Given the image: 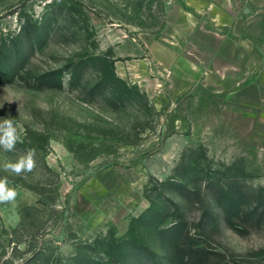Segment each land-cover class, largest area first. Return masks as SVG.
<instances>
[{"label": "rangeland", "instance_id": "rangeland-1", "mask_svg": "<svg viewBox=\"0 0 264 264\" xmlns=\"http://www.w3.org/2000/svg\"><path fill=\"white\" fill-rule=\"evenodd\" d=\"M9 115L0 264H264V0H0Z\"/></svg>", "mask_w": 264, "mask_h": 264}, {"label": "clouds", "instance_id": "clouds-1", "mask_svg": "<svg viewBox=\"0 0 264 264\" xmlns=\"http://www.w3.org/2000/svg\"><path fill=\"white\" fill-rule=\"evenodd\" d=\"M0 118V148L4 151H13L16 143L20 139L22 128L18 121L9 118ZM35 150L30 149L25 155L21 156L14 163L4 165L6 171L21 174L22 172H31L35 167ZM17 197V191L13 187H9L7 178L0 179V204H12ZM18 220V214L13 208L10 211L9 223H14Z\"/></svg>", "mask_w": 264, "mask_h": 264}]
</instances>
